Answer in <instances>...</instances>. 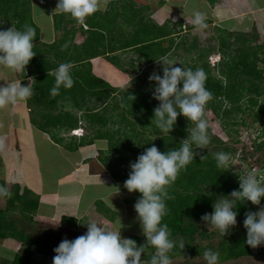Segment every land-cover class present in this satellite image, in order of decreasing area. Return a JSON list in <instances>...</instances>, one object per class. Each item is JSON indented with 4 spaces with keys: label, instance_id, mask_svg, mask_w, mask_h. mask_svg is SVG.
Masks as SVG:
<instances>
[{
    "label": "trees",
    "instance_id": "trees-1",
    "mask_svg": "<svg viewBox=\"0 0 264 264\" xmlns=\"http://www.w3.org/2000/svg\"><path fill=\"white\" fill-rule=\"evenodd\" d=\"M139 8L134 0H122L111 3L105 12L98 11L89 16L84 23L88 26V30L81 45L74 44L76 33L72 28H68L72 24L80 23L68 14L56 15L55 28L62 33L50 46L41 42V29L33 18V0H0V29L6 30L12 25L20 28L24 24H29L36 30L33 49L36 55L19 74L21 80L26 81L28 77L35 80L32 85L34 95L28 100V105L32 107L38 101L43 103L44 100L40 99L46 94L50 95V89L54 85L51 72L60 63L71 62L73 65H83L84 69L78 70V73L73 75L75 84L68 89V92L71 97L85 92L105 101L112 100L103 107L101 126L104 129L110 121L113 126L117 125L115 113L121 118L124 126L118 124L117 130L112 129V134L108 135L111 155L117 159L111 164L108 161L107 165L114 177L125 182L130 172V163L135 162L146 148L155 144L161 152H166L179 147L180 142L188 137L187 129L194 125L180 115L170 133L161 132L152 120L153 109L159 102L152 98V92L148 87L144 83H137L140 80L138 78L124 89L113 88L92 73L91 61L103 57L119 70L127 72L129 71L127 66L133 69L136 64L145 65L147 69L159 63L160 58L174 56L176 51L182 49L187 59H190L185 62V67L203 68L208 75L206 87L213 93V99L206 106V114L210 116V120L219 121L227 135L233 136L232 133L236 132L235 126L248 125L243 119H239V116L250 112L253 114L252 126L259 125L261 136H264V42L260 40V34L256 31L254 34L234 33L227 29L216 28V45L210 42L206 47H202L197 37L192 41L185 39L178 42V36L183 31V22L169 21L159 25L152 18L149 6ZM67 16L71 18L66 20ZM193 28L190 27L189 30ZM65 43L69 46L62 50V45ZM215 52L220 54V61L213 64L209 61V57ZM124 53L129 56L124 57ZM130 95L133 97L130 98ZM71 99L75 107L88 111L86 104ZM110 110L114 113L112 118L107 114ZM65 117L64 122L70 128L78 126L77 117L69 113L65 114ZM58 121L62 123L63 119L60 118ZM208 134L210 144L207 149H194L199 155L186 170L179 173L175 183L168 188L172 199L166 202L169 212L163 222L168 224L174 240L182 238L194 244L198 235L208 236L207 231L202 227L204 222L201 217L205 213L213 212L212 205L216 199L239 189V178L227 167L218 168L214 159V154L220 151L234 156L238 151L237 148L212 135L211 128H208ZM233 143L237 144L239 140H233ZM80 145L86 144L81 142ZM211 146L215 147L210 149ZM78 147L80 146L76 148ZM258 148H264V141ZM201 156L206 158L201 160ZM0 184L6 185V182L0 180ZM7 187L13 195L11 199L1 197L6 200L7 206L4 211L0 210V238L16 239L25 247V251L16 256L11 264H31L35 250L44 251L54 257L53 249L64 237L61 236L58 241L52 242L48 239L51 245H47L45 244L47 238L44 240L43 236L52 232L46 231V234L41 231L29 232V227L20 229L17 223L11 221V214L19 211L24 221L33 224L39 201L36 198L32 199L31 192L27 188L23 190L21 184ZM134 194L137 201L140 193L134 192ZM261 206H264V199L261 205H252L249 201L237 202L235 209L238 212L237 225L222 238L217 248L220 253V263L264 255V245L252 248L245 243L246 229L243 226L245 213L249 210L256 211ZM62 225L74 229L82 227L76 220L68 218L62 220ZM66 236L67 238L64 239L73 240L72 236ZM131 239L135 240L138 246L146 241L137 236H132ZM34 240L37 243H34ZM206 249L213 247L207 246ZM199 250L204 249L196 246L188 253L187 246L182 250L177 247L174 249L172 259L197 256L201 254ZM153 251L149 249L146 254H142V259L147 260Z\"/></svg>",
    "mask_w": 264,
    "mask_h": 264
},
{
    "label": "crops",
    "instance_id": "crops-1",
    "mask_svg": "<svg viewBox=\"0 0 264 264\" xmlns=\"http://www.w3.org/2000/svg\"><path fill=\"white\" fill-rule=\"evenodd\" d=\"M120 1L122 0H102L103 7L100 11L105 12L111 3ZM134 1L138 3V7L149 6L152 18L159 25L169 21L183 22L181 36L196 29L192 24L193 9L206 13V22L209 27H214V35L216 28L244 33L250 32L257 25L264 28V0ZM56 6L57 0H33V18L41 29V42L50 46L62 33L55 28L54 17L60 14L55 11ZM69 18L71 17L67 16L66 20ZM190 27L194 28L189 30ZM68 28H72L76 33L74 44L81 45L88 28H84L83 24H72ZM91 64L95 76L105 80L113 88H121L112 81V76H109L112 75L110 72L114 71L113 69L119 71L117 67L103 57L93 59ZM73 66V75L84 69L81 64ZM20 72L14 74L15 82L21 81L22 86L31 83L32 86L34 78L21 80ZM119 72L123 74L122 71ZM9 78V70L0 67V84H6ZM71 98H74L75 102L86 104L88 111L75 107ZM40 100L44 102L38 101L32 107L27 101L0 109V180L5 181L7 186L21 184L23 190L27 188L39 201L33 217L34 226H47V232H55L54 237L49 234L43 236L44 240L47 238V245H51L48 243L50 239L52 242L65 234H72L70 231L74 228L62 225L64 218L76 220L82 226L74 229L77 231L83 230V227L87 230L84 223L94 221L104 228H121V235L126 238L127 232L133 231L125 223L130 219L136 223L139 221L134 210V192V195L128 192L124 182L114 177L107 165L108 161L111 164L117 159L111 155L108 135L112 134V129L117 130L118 127L113 126L110 121L103 129L101 112L112 100L105 101L85 92L71 97L68 90L64 91L63 88L60 95L52 97L46 94ZM68 113L78 118L77 127L70 128L64 122L65 114ZM107 114L110 118L114 115L111 110L107 111ZM60 118L63 119L62 123L58 121ZM80 122H83V125H80ZM79 127L84 129V136H72L70 132ZM81 142L86 145L81 146ZM77 146L80 147L76 148ZM0 206L2 211L7 206L6 200L1 197ZM10 219L17 223L20 229L33 226L24 221L19 211L11 214ZM132 236L145 239L141 235L132 234L129 238ZM33 242L37 243L35 240ZM24 248L16 239L0 238V264H11L16 256L25 251ZM6 252L9 253L8 257L4 255ZM52 260L53 257L44 251L35 250L31 264H52Z\"/></svg>",
    "mask_w": 264,
    "mask_h": 264
},
{
    "label": "clouds",
    "instance_id": "clouds-1",
    "mask_svg": "<svg viewBox=\"0 0 264 264\" xmlns=\"http://www.w3.org/2000/svg\"><path fill=\"white\" fill-rule=\"evenodd\" d=\"M102 7V0H57L55 11L68 14L78 23L84 24L89 16L102 10ZM206 20V13L193 9L192 24L197 31L207 29ZM35 39L36 30L29 24L20 28L12 25L6 30L0 29V67L9 70L10 76L6 84H0V109L18 102L26 103L34 95L31 83L22 86L21 81L15 82L14 74L24 71L36 55L33 50ZM68 46L65 43L62 50ZM158 62L162 65V76L153 70L148 77L153 85L152 98L159 102L153 109L152 120L165 133L173 130L180 115L194 127L187 129L188 137L180 142L179 147L161 152L153 144L129 165L130 172L124 187L130 193H140L134 210L142 234L146 237L145 243L138 246L135 240L122 237L121 228L118 231L108 230L97 222L89 221L84 223L87 225L85 234L73 240L64 239L53 249L55 256L52 264H173L174 249L178 247L182 250L185 247L183 240L177 242L171 237L168 224L163 222L169 212L166 202L172 199L168 188L199 155L194 149H207L210 144L206 106L213 99V93L206 87L208 75L203 68L185 67L169 56L160 58ZM177 64L181 66H174ZM72 70L73 64L64 62L51 72L54 77V85L50 89L52 97L60 95L62 88L68 90L74 86ZM206 156H201V160ZM214 159L218 168L231 167V153L216 152ZM12 195L6 185L0 184V197L11 199ZM262 199L264 171L251 170L239 175V189L216 199L212 205L213 212L205 213L201 220L207 228H215L224 237L237 225V202L249 201L252 205H261ZM243 226L248 246L257 248L264 245V206L256 211H247ZM149 249L154 250L150 257L142 259V254H146ZM202 260L204 264H220V253L206 249Z\"/></svg>",
    "mask_w": 264,
    "mask_h": 264
},
{
    "label": "rangeland",
    "instance_id": "rangeland-1",
    "mask_svg": "<svg viewBox=\"0 0 264 264\" xmlns=\"http://www.w3.org/2000/svg\"><path fill=\"white\" fill-rule=\"evenodd\" d=\"M143 6L145 7V5H141L139 9H143L144 8ZM212 28H214V27L208 26L207 29H204V30L197 31L196 29H194L191 33H190V31H188V33H185V34L183 33L182 36L181 35L178 36L179 39L177 41L181 42L185 39L192 41V40H194L195 37H197L199 39V42L202 45V47H206L207 45H209L210 42H211V44L216 45V43H217L216 42V33L214 35ZM255 31L260 34V40L262 42H264V28H261L259 25H257V27H255L253 30H251L248 33L254 34ZM234 33H240V32H234ZM127 56H129V54L125 53L124 57H127ZM219 56H220V54L218 52H215V53L210 55L209 61H210V58L217 59V58H219ZM169 58L176 60L177 63H180L184 66H185L186 61H190V59H187L186 53L182 49H179L178 51H176V55H174V56L172 55ZM136 66H137V64L135 65V67L133 69L130 66H127L129 71H127V72L122 71L123 74L119 72L121 70L118 71L116 69H113L114 71L110 72V74H112V75H109V76L110 77L112 76L111 77L113 79L112 81L114 83L118 84V86H120L123 89L126 88L127 86H129L130 84H132L133 82L137 81L139 78L140 80L137 81V83L138 82L140 84L144 83L148 87V90L151 92L153 85L150 84L148 77L153 72V70H156L158 72V74H160L162 76L163 73L161 70L162 69L161 63L159 62V63L155 64L153 67H150L151 69L149 67H147V69H146L145 65H143V66L140 65L137 67ZM174 66H181V65L177 64ZM40 106H42V105H40ZM116 119L118 121V124H120V125L117 124L118 126H124V123L121 122V118L118 117L117 114H116ZM206 119L209 122V128L212 129V135H216L221 140L226 142L229 146L236 147L238 149V151H240L242 149L241 159L232 158V160L229 162L231 167L230 168L227 167L229 170H231V172L234 176L237 177L236 174H239V173L244 175V173L247 171L248 166L251 164L254 166H262L264 164V148L259 149L258 148L259 147L258 142L252 145V140H250V138H249V137H251V134L256 130V128H258V126H259L257 124L252 126L254 124L253 114H250V112H248L245 114H241L239 116V119H243L248 125L247 126H243V125L235 126L234 130L236 132L232 133L233 136H228L227 133L222 129V126L220 125L219 121H217L215 119L210 120V116L208 114H206ZM240 135H242V137L244 138L245 141L243 143L239 141L240 142L239 144H234L233 140H239ZM214 147L211 146L209 148L212 149ZM250 157H251V162H250V164H247V162H249L248 160ZM131 194L134 195L133 192H131ZM31 198L34 199L35 197L33 195H31ZM121 221H119V222L121 223ZM30 224H32V223H30ZM125 224L127 225V227L129 229H131L133 231V233L130 231L127 232L126 238H129L130 234L141 235V236L145 237L142 234L140 223H136L132 219H130L129 222L125 223ZM33 226H34V224H33ZM33 226L30 227L31 232L32 231H38L37 229H39V230H41L42 233L46 234V231L48 230V229H45V228H47V226H41V227H37V226L33 227ZM101 226L104 227L103 225H101ZM202 227L207 231L208 236L198 235L196 242L194 244H191L190 242H188L182 238L177 239L176 241L179 242V241L183 240V242L185 243V246H187L188 253L191 251V249L193 247H196V246L198 248L204 249V250L207 246H212L214 250H217L218 245H219L220 241L222 240L223 236L215 228H212V227L207 228L205 226V223L202 224ZM106 229L118 231V229L114 228L113 226L106 227ZM50 231L51 230H49V232ZM86 231L87 230H85V229L78 230V231L73 229L70 231L73 235L70 234L69 236H72L73 239H75L78 236L85 234ZM54 233L55 232H52L49 236L54 237L55 236ZM75 233H77V235H75ZM63 237L67 238L66 234ZM63 239H61V240H63ZM145 240H146V237H145ZM56 241H58V239ZM40 247H42V246H40ZM204 250L203 251L199 250L198 252H201V254L197 255V256L178 257V258L173 260V264H188L190 262H193L194 264H204V262L202 260V255H203ZM4 255H6L8 257L9 253L6 252V254H4ZM220 264H264V255L256 256V257H244V258H240L238 260L226 261V262L220 263Z\"/></svg>",
    "mask_w": 264,
    "mask_h": 264
},
{
    "label": "built area",
    "instance_id": "built-area-1",
    "mask_svg": "<svg viewBox=\"0 0 264 264\" xmlns=\"http://www.w3.org/2000/svg\"><path fill=\"white\" fill-rule=\"evenodd\" d=\"M83 27L84 28H88L86 25H84L83 24ZM210 61H211V63H213V64H215V63H217V62H219L220 61V56H219V58H217V59H212V58H210ZM80 125H83V122H80ZM71 134L72 135H76V136H82V135H84V129L82 128V127H79V128H77V129H75V130H72L71 131ZM262 135V132H261V129L258 127V128H256V130L251 134V137H249L250 138V140H252V145L253 144H255V143H259V144H261L263 141H264V136H261ZM241 136V137H240ZM239 136V141L240 142H244L245 140H244V138L242 137V135H240ZM239 142V143H240ZM239 143H237V144H239ZM238 150V149H237ZM241 157H242V149L240 150V151H237V153H236V155H234V156H232V158H236V159H241ZM249 162H247V164H250V162H251V157L249 158V160H248ZM251 170H259V171H264V164L262 165V166H254V165H249L248 166V168H247V171L244 173V175L247 173V172H249V171H251ZM230 172H231V170H230ZM232 173V172H231ZM237 175V177L239 178V175H242L241 173H239V174H236Z\"/></svg>",
    "mask_w": 264,
    "mask_h": 264
}]
</instances>
